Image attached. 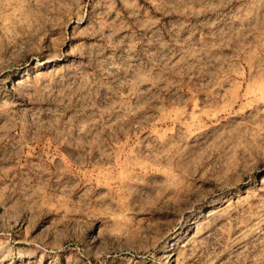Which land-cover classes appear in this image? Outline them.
I'll return each instance as SVG.
<instances>
[{"label":"rangeland","instance_id":"374dc122","mask_svg":"<svg viewBox=\"0 0 264 264\" xmlns=\"http://www.w3.org/2000/svg\"><path fill=\"white\" fill-rule=\"evenodd\" d=\"M0 264H264V0H0Z\"/></svg>","mask_w":264,"mask_h":264}]
</instances>
